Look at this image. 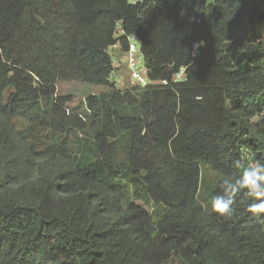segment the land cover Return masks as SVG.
Wrapping results in <instances>:
<instances>
[{"label":"trees","instance_id":"trees-1","mask_svg":"<svg viewBox=\"0 0 264 264\" xmlns=\"http://www.w3.org/2000/svg\"><path fill=\"white\" fill-rule=\"evenodd\" d=\"M131 36L153 85L112 63ZM61 82L106 91L82 116ZM237 160L264 161V0H0V264H264L247 198L199 200Z\"/></svg>","mask_w":264,"mask_h":264},{"label":"clouds","instance_id":"clouds-1","mask_svg":"<svg viewBox=\"0 0 264 264\" xmlns=\"http://www.w3.org/2000/svg\"><path fill=\"white\" fill-rule=\"evenodd\" d=\"M234 167L239 172L228 174L220 182L219 191L211 198L210 212L221 217L234 214L236 198H247L246 211L254 218L264 219V161L253 160L246 167H241L240 160Z\"/></svg>","mask_w":264,"mask_h":264},{"label":"rangeland","instance_id":"rangeland-1","mask_svg":"<svg viewBox=\"0 0 264 264\" xmlns=\"http://www.w3.org/2000/svg\"><path fill=\"white\" fill-rule=\"evenodd\" d=\"M138 0H129V2H134ZM203 1V0H201ZM113 52L110 49L108 52L110 54L116 55V50ZM118 54V53H117ZM123 57V56H122ZM116 59L115 56L112 57V63L114 67H118L119 63L124 64L123 58ZM113 81H115V84L117 87L122 88L124 83V79L115 74L113 77H111ZM56 90V96L62 97L66 101V108L68 112H75L82 116L87 115L84 108V100L87 96L92 94H99L102 92H105L106 89L102 87L97 86H90L85 84H79V83H58L55 86ZM245 158L249 160V156L246 155ZM250 163V162H249ZM248 163V164H249ZM200 171V190H199V200L201 201V204L203 205L204 209L206 211L210 210V200L212 198V191L214 190V186L216 185V181H218V177L206 166L200 165L199 166ZM136 204L141 206L148 214H152L153 208L144 203L142 200H138V198L134 199Z\"/></svg>","mask_w":264,"mask_h":264},{"label":"built area","instance_id":"built-area-1","mask_svg":"<svg viewBox=\"0 0 264 264\" xmlns=\"http://www.w3.org/2000/svg\"><path fill=\"white\" fill-rule=\"evenodd\" d=\"M122 58L128 70L130 86L144 88L154 84L149 79V70L146 67L137 37L131 36L127 38V50ZM181 73L182 71L176 78H180Z\"/></svg>","mask_w":264,"mask_h":264}]
</instances>
